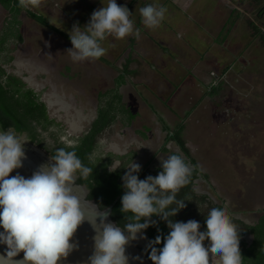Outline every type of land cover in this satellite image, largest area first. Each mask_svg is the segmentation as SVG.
<instances>
[{
  "label": "rangeland",
  "instance_id": "obj_1",
  "mask_svg": "<svg viewBox=\"0 0 264 264\" xmlns=\"http://www.w3.org/2000/svg\"><path fill=\"white\" fill-rule=\"evenodd\" d=\"M59 1L64 3V0ZM42 2L37 8L40 13L35 14L45 15L43 19L50 26L68 34L73 25H85L94 10L107 4L105 0H97L65 7L60 3L58 6L45 5L47 0ZM117 4L124 6L122 1ZM26 13L29 14L28 11ZM183 13L185 16L176 17L175 22L166 20L169 16L164 13L161 22L163 24L166 21L165 39L175 52L169 57L166 53L159 55L158 49L150 50L155 60L149 56L152 59L149 60L151 64H148L144 62L148 58L147 52L139 50L141 62H132L131 67L136 68L137 72L130 80L122 82L118 72L127 54L125 50L130 49L129 35L125 39L108 36L101 41V46L105 48L101 56L103 60L73 63L66 52L72 47L71 42L48 28L46 31L49 33L43 31L39 39L43 42L41 46L39 42L34 44L35 35L33 40L26 39L22 45L9 41L8 51L16 55L6 68L21 77L27 87L38 89L39 97L41 95L45 101H53V106L48 108L55 118L54 122L58 123L60 133L56 134L50 129L52 125L42 130V142L50 146V142L54 141L55 146L60 138L66 143H73L75 137L88 129L98 111V116L110 111V104H114L118 110H124V113L116 112V118L103 129L98 139V152L103 157L108 152L106 158L108 156V160L112 161L108 169L112 163L116 166L121 162L116 159V155H125L126 159L129 153V163H138L141 169L148 164L149 168L160 164V158L167 157L161 152V147L176 149L177 146L174 141L166 139L168 130L158 118L162 117L169 129L179 126L183 119L186 145L200 170L209 174L216 194L225 200L232 216L253 223L259 210L264 208V88L259 90L258 87L263 81L259 85L255 82L259 78L257 73L264 75L260 61L264 60V55H254L256 51L251 50V54L230 66V71L224 73L227 82L224 94L227 98H196L193 93L182 98L186 89L183 83L193 73V7ZM231 20H235V17H231ZM3 24L0 13V31ZM35 29L41 31L39 27ZM36 30L28 34H37ZM176 32H181V37L175 35ZM124 46L127 48L123 49ZM39 47L41 50L37 55ZM19 52L21 62L17 60ZM223 57L225 61L228 60V56ZM214 58L217 59V56ZM33 65L34 68H31ZM237 69L242 73L236 72ZM197 74L201 77V72ZM206 91L207 88L203 87V92ZM257 91H263V95L257 94ZM178 93L180 98H177ZM216 103L221 105L216 107ZM26 143L38 147L29 140ZM50 146L48 149H51ZM196 190L216 199L212 189L202 180L197 181ZM216 200L220 202L218 198Z\"/></svg>",
  "mask_w": 264,
  "mask_h": 264
},
{
  "label": "clouds",
  "instance_id": "obj_2",
  "mask_svg": "<svg viewBox=\"0 0 264 264\" xmlns=\"http://www.w3.org/2000/svg\"><path fill=\"white\" fill-rule=\"evenodd\" d=\"M41 3L42 0H18L19 7L25 10L37 9ZM139 13L142 24L154 29L161 24L165 9L148 4ZM130 16L126 6L107 0L106 6L91 13L85 25H73L69 33L72 47L66 50L72 62L99 59L105 53L101 41L108 36L138 37L139 29H134ZM25 141L11 127L0 129V245H6L0 264H58L77 247L71 238L84 221L85 213L95 232L88 264H128L125 245L135 240L138 233L143 238V230L156 223L148 219L154 214L166 221L170 231L161 248L153 246L161 242L159 235L149 242L153 264H242L239 226L225 204L214 202L208 206L204 226L199 225L196 216L183 221L169 219L185 206L177 194L189 182L192 171L181 155L160 158L162 170L144 179L138 178L140 164L131 161L125 167L127 171L121 177L125 189L121 211L132 215L122 229L106 222L107 214L97 211L90 201L88 204L95 210H85L81 198L73 194L78 186L76 180L92 172L74 150L56 148L51 162L41 164L30 177L19 173L10 177V172L22 166ZM119 167L112 163L109 171ZM96 216L101 217L99 223ZM205 235L206 242L202 239ZM21 251L23 258L14 259Z\"/></svg>",
  "mask_w": 264,
  "mask_h": 264
},
{
  "label": "trees",
  "instance_id": "obj_3",
  "mask_svg": "<svg viewBox=\"0 0 264 264\" xmlns=\"http://www.w3.org/2000/svg\"><path fill=\"white\" fill-rule=\"evenodd\" d=\"M0 1H2V3H4V1L10 3V0ZM18 9L20 8H17V10ZM29 14L34 16L31 12H29ZM9 25H7V27H9ZM52 27L50 26L51 29H54ZM60 33L70 41L68 35L64 32ZM7 39L8 37H0V51L3 50V42H6ZM9 59L10 58L7 60ZM7 60L6 57L0 58V63H4ZM39 98L37 92L34 91V89L27 87L26 83L22 81L20 77L12 72L8 73L4 67L0 65V129L6 130L11 127L17 133L25 131L29 133L28 137L30 141L33 142L36 139V134L34 132L35 125L32 127L33 122L36 123V126L39 125L42 129H46L48 125L54 123L53 120L48 119L45 103L39 100ZM111 110L113 111L104 113V116H98L92 125V129H90L85 136L80 138L75 145H66L61 141L51 149H46L42 144H40V146L45 149L50 157L55 154L56 148H64L66 151L74 150L81 162L92 169V172L87 177L78 178L77 183L86 185L89 189L87 198L93 199L99 208L102 209L112 204L111 218L117 225L123 228L126 223L130 222L128 218L132 215L131 213L125 214L121 211V197L125 191L122 187L123 182L121 177L127 171L125 167L131 160V153H129V156L127 155L128 157L126 156V159L125 155H116V159L121 162L119 163L120 167L113 172H110L108 169V164L112 162L108 160V156L106 159L98 156H90V151L96 143L98 134L104 128L112 124L116 118L117 111L124 113V110H118L113 107ZM131 118L132 116L129 117V119ZM158 119L161 123H164L163 127L168 130L166 139L174 141L177 146L176 149H169L167 146H163L160 149L161 152L167 156L171 154L181 155L192 169L191 175L189 176V182L183 186L177 194L178 199L184 200L185 206L181 208L175 216L169 217V219L173 221H183L187 217L196 216L199 218V225L204 226L206 222L204 221L203 216L211 203L217 202L216 199L218 198V201L220 202L217 203L225 204L226 207L227 204L224 199H221V197L216 194L215 188L210 182L209 174L200 170L197 160L192 156L189 147L186 145V140L183 138L185 124L182 123V121L184 120H180L181 123L179 126L169 129L162 117H159ZM148 165H145L138 173L139 179H144L148 175L155 176L162 170L160 164L153 165V168H149ZM198 180H202L212 189V192H214L213 194L216 195V199L206 192H198L196 190ZM171 207H175V205H172ZM230 216L239 226V247L242 256V264H264V208L259 210V215L253 223H246L231 214ZM148 219L156 221L155 224H150L147 229L143 230V234L148 240L145 250L149 256L151 251V248L148 246L149 242L154 241L156 236L159 235L161 237V242L153 246L157 249L161 248L164 243L163 238L168 234L170 229L167 227L166 221L161 220L158 215L154 214ZM141 222H143V218ZM245 236L251 237V240H244L242 237ZM202 239L204 241L207 240V235L202 237Z\"/></svg>",
  "mask_w": 264,
  "mask_h": 264
},
{
  "label": "crops",
  "instance_id": "obj_4",
  "mask_svg": "<svg viewBox=\"0 0 264 264\" xmlns=\"http://www.w3.org/2000/svg\"><path fill=\"white\" fill-rule=\"evenodd\" d=\"M89 1L96 2L97 0H64V3L62 1L60 3L59 0H47L45 5L52 4L53 6H58L60 3L65 7H75L78 4L84 5ZM103 1L100 0V2ZM105 1L107 2V0ZM116 1L124 2V6L131 13L130 19L133 21L134 29H139L138 37L135 34L128 36V48L130 49L125 50L127 54L123 59V66L118 70L122 76V82L130 80L131 76L137 72L136 68L131 67V64L132 62H141L138 58L139 50L147 52L148 58L144 62L148 64H151L149 62L150 59L154 58L155 60V57L152 56L153 54L149 53L151 52L150 50L156 51L158 49L159 55L166 53L169 57L170 54L175 52L174 47L165 39L166 29L164 27L166 26V21L154 29L146 28L142 24L139 9L148 4H153L156 7L162 6L165 9V14L168 13L169 16L166 17V20L172 19L171 21L174 22L176 17L185 16L183 12L193 7V18L190 16L193 19V68L191 69L193 73H190V77L188 76L189 78L183 83L186 84V89L181 95L182 98L188 97L191 93L196 98H225L224 91L225 87L227 90V82L224 79V73L230 71V66L235 61L241 60L243 56L251 54V50L256 51L254 55H264V0ZM15 3L17 4V0H15ZM33 10L40 13L39 9ZM42 16L44 17L45 15ZM233 16L235 20H231ZM175 35L181 37V32H176ZM125 46L123 49L127 48ZM189 54L187 53V55ZM215 55L217 59L214 58ZM224 55L228 56L227 61H225ZM149 56L152 58H149ZM260 61L264 68V60L260 59ZM262 71L264 74V69ZM197 72H201V77H198ZM236 72L242 73L240 69H237ZM257 75L259 78L257 79L255 74L257 79V81L255 80L256 85H259L263 81L258 86L260 87L259 90H261L264 88V75L259 73ZM128 76L130 77L127 79ZM203 87L207 88L206 92H203ZM258 91L257 94L263 95V91L262 93H258ZM177 98H180V93H178ZM184 117H186V114Z\"/></svg>",
  "mask_w": 264,
  "mask_h": 264
},
{
  "label": "flooded vegetation",
  "instance_id": "obj_5",
  "mask_svg": "<svg viewBox=\"0 0 264 264\" xmlns=\"http://www.w3.org/2000/svg\"><path fill=\"white\" fill-rule=\"evenodd\" d=\"M17 8H19V6H18V4L15 3V0H10V3H7V1H4V3H2V1H0V13H1V15L3 17V21H4L3 28L0 31V37H8V39H7L8 41L3 42V46L4 47L2 48L3 50L0 51V56H1L0 58L6 57V60L8 58H10L9 60H7L4 63H0V65L2 67H4V69L8 73L10 71L8 70V68H6V66H8L12 62L13 59H15L16 53H13V51H8L7 43L9 41H12V42H19V44L22 45V43L26 42V39H32L33 40L34 35H35L36 38L34 40V44L36 42H39L40 43V46H41L43 44V42L42 41H39V39H41L42 34H44L42 32L43 31H46V29L50 28V25L47 23V21L45 19H43V16L42 15H39V14H35V11L33 9L32 10H25V9H18L17 10ZM26 11L33 13L34 16L26 13ZM7 25H9V27H7ZM37 27H39V29H41V31H37L35 29ZM52 28H54V29H51V28L50 29L52 31H54L57 35L63 36L60 32H64V31H62V30L61 31H58L60 29H57L55 27H52ZM35 30L38 32L37 34H28V33H31V32L34 33ZM46 32L49 33L48 31H46ZM65 34L69 36L68 33H65ZM63 37L66 39L65 36H63ZM31 44H33V43H31ZM38 49L39 50L37 52V55H39V52L41 50V47H39ZM35 57H37V56H35ZM35 57L33 58L34 60H35ZM21 58H22L21 52H19L18 53L17 60L21 62L22 61ZM38 59L39 58H37V60ZM99 60H103L102 57H100ZM31 64H34V63H31ZM34 65L33 66H30V67L31 68H34ZM21 80L23 81L22 78H21ZM33 89L36 92L38 91V89L36 90V88H33ZM225 98H227V95H225ZM39 100H41L42 102L45 103L46 113H47L48 119L54 121L55 118L53 117V115L51 116L50 109L48 108V107H51V105L53 106V101H51L50 99H48L47 101H45L43 98H41V95H40ZM215 105H216V107H219L221 104L220 103H216ZM110 107H111L110 108V111H113V110H111L112 107L113 108H116V106H114V104H110ZM98 115H99V111H98V114L96 115V117L91 121L90 126L88 127V129L82 135H79V136L75 137V140H74L73 143H66L63 139L60 138L56 142V145H57L58 142H61V141L64 142L66 145H70V146L75 145L76 143H78L79 139L82 138L83 136H85L89 132V130L92 129V127H93L92 125L96 121L95 119L98 117ZM34 125H35L34 132L36 134V136H35L36 139L33 142L36 143V145L38 147H40L41 149H43V147H41L40 144H43V146L46 147V149H48V146H50V145L49 144H45V143L42 142L43 139H44L43 131L42 130H45V129H42L39 125L36 126V123L35 122L32 123V127ZM51 125H52V127H49L50 129L54 130L56 134L60 133V129H58L59 127L57 126L58 125L57 122L56 123L54 122V124L51 123L48 126H51ZM22 133L25 134V139L27 140L26 142H28V140H29V142H32V141H30V139L28 137L29 133H27V132L24 131V132H21L20 135ZM100 133L97 136L96 143L94 144V146L92 147V149L90 151V156L91 157H94V156L97 157L98 156V157H101V158H104L105 159L106 158V154L108 152L106 154L104 153L105 155L103 157V156L100 155L102 153L98 152V149H97V143H98V139H99ZM45 141H47V140H45ZM50 144H51V146H50L51 148H54L56 146V145L54 146V141L50 142ZM43 150L45 151V149H43ZM76 183H77V180H76ZM83 185H85V184H83ZM88 192H89V189H88ZM244 240L250 241L251 240V237L245 238ZM206 241L207 240H205V242ZM144 251L146 252L145 248H144Z\"/></svg>",
  "mask_w": 264,
  "mask_h": 264
},
{
  "label": "water",
  "instance_id": "obj_6",
  "mask_svg": "<svg viewBox=\"0 0 264 264\" xmlns=\"http://www.w3.org/2000/svg\"><path fill=\"white\" fill-rule=\"evenodd\" d=\"M21 137L25 139V134L22 133ZM24 151H25V157L22 158V160L27 166V169H26L27 173L20 167L10 172L9 173L10 177L19 173L23 175L25 178H28L35 171L34 167H36V170H37L41 164L50 162V157L48 155L43 153L38 147L30 143L27 144L26 141L24 143ZM76 185L78 186L74 188L73 194L81 198L82 204H85V210H87V208L89 211L95 210L93 206L88 204V201H90L91 204L97 206V211H103L104 213L107 214L106 222H111L117 225L116 222L113 221V219L111 218L112 204L102 209L99 208V206L93 199L87 198L88 189L86 188V186L83 184H78V183H76ZM87 215L88 214L85 213L84 221L78 226L73 237L71 238V242H74L77 245V247L74 248L67 257H62L58 261V264H88V258L92 254L93 248H94L93 236L95 232H94L91 222L87 218ZM95 219H96V222L99 223L101 217L96 216ZM117 226L120 227L119 225ZM125 234L127 235V233ZM147 241L148 240L146 236L143 234V242L137 243L135 240H131L125 245L128 247L135 261L140 262V264H153V262L149 259L148 254L144 251ZM5 248H6V245H0V254H4ZM22 258H23V252L21 251L18 254V256L15 257L14 259L21 260ZM128 264H131V263L128 262Z\"/></svg>",
  "mask_w": 264,
  "mask_h": 264
},
{
  "label": "bare ground",
  "instance_id": "obj_7",
  "mask_svg": "<svg viewBox=\"0 0 264 264\" xmlns=\"http://www.w3.org/2000/svg\"><path fill=\"white\" fill-rule=\"evenodd\" d=\"M39 151V150H38ZM50 162H51V160H50ZM32 163V162H31ZM21 168L27 173V166H26V164L23 162V160H22V166H21ZM34 169L36 170V167H34ZM34 169H32V170H34ZM135 241L137 242V243H141V242H143V238H141V235H139V234H137V238L135 239ZM125 254L128 256V262L129 263H131V264H140V262H136L135 261V259H134V257L131 255V253H130V251H129V249H128V247L127 246H125Z\"/></svg>",
  "mask_w": 264,
  "mask_h": 264
}]
</instances>
